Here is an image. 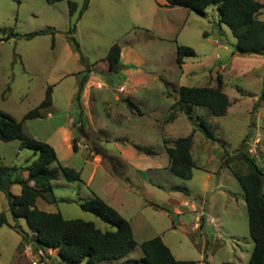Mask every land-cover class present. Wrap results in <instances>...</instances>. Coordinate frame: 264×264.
Instances as JSON below:
<instances>
[{"label": "rangeland", "instance_id": "1", "mask_svg": "<svg viewBox=\"0 0 264 264\" xmlns=\"http://www.w3.org/2000/svg\"><path fill=\"white\" fill-rule=\"evenodd\" d=\"M73 1L77 2L78 9L83 3V0ZM142 1L144 5L154 4V0H93L90 9L78 21V10L70 15L66 1L50 3L45 0H0V112L20 120L27 111L43 100L46 89L51 87V105L41 110V117L25 119L23 124L29 135L53 146L61 164L79 170L81 180L67 181L62 176L53 179L52 191L45 193L49 202L44 203V200L41 205L39 198V207L59 211L65 218L93 221L96 226L105 230L110 228L109 225L92 212L83 210L80 203L91 196L95 189L121 193L122 197H127V201L122 204L116 202V208L125 218L131 219V229L136 241V246L125 257L138 260L142 255L140 243L143 240L165 235L163 242L180 259L200 260L203 253L206 264H246L253 241L248 232L244 195L233 171L244 172L247 168L246 163L239 159L241 149H237V144L243 139L254 138L257 141L251 145L249 153L264 170V101L257 103L251 98V92H257L253 91L257 68H245L243 71L235 68L229 73V65L226 63L223 76H228L227 80L233 88L236 85L241 87L244 97L241 98L234 89L231 91L228 88L230 95L240 96V101H237L229 114L214 116L216 120L211 123L204 117L198 119L207 123L214 138L207 137L197 127L198 137L192 148V156L196 162L193 167L194 175L188 180L176 178L188 187L187 194L195 200L197 207L200 208L202 204L201 210L206 218L202 229L192 228L194 212L189 206L182 208L179 213L172 210L161 211L146 205L145 199L136 194L123 190L122 166L119 164L116 143H124V136H127L135 144L151 147L159 156L163 155L164 145L152 116L138 114L124 97L116 99L119 95L117 87L125 78L121 66L110 73H96L105 81V85L101 89L91 88L93 96L88 111L95 116L94 123L99 130L89 140H82L89 145L87 149L69 147L63 141L61 132L55 131L66 116L71 114L78 117L83 111L84 98L80 99L79 95L85 90L88 72H78L80 61L76 56H80V53L84 59L94 61L103 56L113 42L124 45L129 41L147 59L145 68L156 70L176 82L180 69L175 58L168 52V47H177L182 43L197 46L198 40L203 41L208 37L210 42L207 45L213 50L216 47L213 44L214 38L225 45L236 41L231 29L219 22L215 5L206 8V15L192 11L195 19L189 18L172 34L159 35L158 32L142 29L141 24H147V21L140 23L135 17V8ZM100 4L108 9V14L100 9ZM218 24L221 28H214ZM71 27H75L73 36L80 48V53L77 54L69 38L68 30ZM41 29L49 32L29 38L20 35ZM9 32L18 35L6 38ZM203 32L207 34L204 35ZM225 56L224 54L223 62L228 59ZM199 71L200 74L206 73L204 70ZM206 80L204 77L188 78L185 79V84H205L208 83ZM163 90L172 93L174 88L170 84ZM153 92L156 93L157 90ZM198 108L207 111L203 107ZM252 108L253 112L248 114V110L251 111ZM124 114H133L132 119L120 118ZM219 136L224 143H217ZM19 145L18 139H0V164L24 166L35 158L34 150L20 148ZM97 149L103 153L99 162L94 159ZM207 171H212L213 175L209 185L204 187L202 175ZM20 175L24 177L23 171ZM20 187L19 183H12L9 190L18 194ZM200 195L205 199L204 203H200ZM1 211L5 212L9 223L17 222L24 231L30 233L24 218L16 221L13 219L2 190ZM172 221L176 225L182 222L184 232L180 228L168 229ZM21 240L20 232L8 224L0 226V264H30L23 246L21 250L18 248ZM61 262L58 254L54 253L37 264Z\"/></svg>", "mask_w": 264, "mask_h": 264}, {"label": "trees", "instance_id": "2", "mask_svg": "<svg viewBox=\"0 0 264 264\" xmlns=\"http://www.w3.org/2000/svg\"><path fill=\"white\" fill-rule=\"evenodd\" d=\"M50 3L66 1L70 15L78 10L80 16L87 8L89 0H83L78 9L73 0H45ZM168 6H183L189 10L204 14L209 5H216L219 22L225 23L236 38L235 51L239 54L264 55V19L260 13L264 12V3L258 0H167ZM71 27L69 38L73 49L80 53L78 43ZM4 31V30H2ZM49 30L41 29L24 34L23 37H32L48 33ZM15 32L6 34L17 36ZM195 55L192 47L178 44L176 47L177 63H182L185 57ZM81 62L86 64L81 55ZM120 65V45L113 42L100 63L94 62L92 69L101 73L115 71ZM91 67L87 63L86 70ZM99 69V70H98ZM177 105L199 127L207 137L214 138L213 133L203 120L198 121L193 115V107L200 106L207 110L208 115L223 116L230 105L227 94L223 91L222 84L216 86H187L181 85L177 89ZM51 87L46 89L45 97L33 109L27 111L22 119L17 120L11 115L0 112V139L9 141L20 140V148L34 150L35 158L24 166L0 164V190L8 201V209L16 221L24 218L30 233L24 231L17 223L10 224L5 212H0V226L8 224L11 228L22 234L19 250L26 242H31L36 248L44 251L45 259L49 254L47 249L56 250L61 259V264H98L103 261H113L125 257L135 246L131 224L114 207L104 199L93 193L80 203L83 210L92 212L109 225V229L102 230L93 221L82 218H65L59 211L48 212L36 205L38 197H45L46 192L52 191L53 179L62 176L67 181L81 180L80 171L60 163L54 148L45 141L38 140L29 135L24 127V120L41 117V110L51 105ZM261 97L264 98L262 90ZM129 106L140 112L138 106L126 98ZM174 106V105H173ZM82 124L84 119L80 114L76 122ZM193 134L179 137L166 146L169 159V170L176 176L188 180L192 177L195 163L190 153ZM75 137L72 138V147L76 149ZM167 143L166 140H164ZM134 146L147 154L155 153L154 149L139 144ZM239 159L246 163L244 172L233 171L244 195L247 212L249 236L253 241L250 258L246 264H264V170L255 162L248 150L241 149ZM28 172L27 177L20 175L21 171ZM12 183L21 185L20 193L13 194L9 190ZM142 255L138 260L128 259L131 264H197L196 260L177 259L170 248L160 236L143 240L140 243ZM227 264H241L229 262Z\"/></svg>", "mask_w": 264, "mask_h": 264}, {"label": "crops", "instance_id": "3", "mask_svg": "<svg viewBox=\"0 0 264 264\" xmlns=\"http://www.w3.org/2000/svg\"><path fill=\"white\" fill-rule=\"evenodd\" d=\"M92 1L93 0H89L87 8L80 15L78 21L90 9ZM258 1L264 3V0ZM102 5L103 4H100V9L108 14V9H105ZM204 15H206V13H204ZM135 17L136 20L140 23L142 21H147V24H141L142 29L158 32L159 35H168L170 33L172 34L178 27H181L182 23V25H184L189 18L195 19L194 15H192L191 10L183 6H168L167 0H154L153 5L150 3L144 5L142 1V3L135 8ZM259 18L264 19V12L260 13ZM216 27L221 28L220 24L214 26V28ZM203 33L204 35L207 34V32ZM162 37L165 38V36ZM208 42H210L209 38L205 37L203 41L198 40L196 42L197 46L190 44L195 51V55L191 57H185L182 63H177L180 69V73L176 82H174L172 79L170 80L169 78L162 76L161 73L156 70L145 68L144 65L146 64L147 59L138 51L137 47L133 43L126 41V43L122 45L117 42L120 45L119 66H121L125 78L123 83H121L117 87V92L119 93V95L116 96V99H122V97H124L125 99L129 98L138 106L140 112L135 109L138 114L144 116H152L153 122L158 127L159 136L164 145L162 153L163 155L159 156L156 152L153 154H147L143 151L138 150L134 146L135 143L131 142V138H128L127 136H124V143H116L119 153V164L122 166L121 179L124 180L123 190L124 192L129 194H136L137 197L145 199L146 205L161 211L169 212L172 210L179 213L181 212L182 208L189 206L190 210L194 212V222L192 224V228L196 229H202L206 222L205 213L201 210L202 204L200 205V208L197 207L198 205L195 200L187 194L188 187L178 181L176 178L179 177L174 175L168 167L169 159L166 152V146L171 145L173 140L192 133L193 140L190 149V153L192 156L194 141L198 137L197 126L185 114V112L179 108V105H177L178 93L176 89L181 85H187L185 84V79L195 77H204L205 79H207L206 81H208V83L187 86H216L217 84L221 83L223 91L227 94L230 101L227 113L223 115L226 116L236 105L237 101H240V96L241 98L244 97V90L237 85L235 86V88H233V85H230L227 80L228 76L226 78L223 76V73L225 72V69L227 67V63V65H229V73L235 68L239 69V71H243V69L245 68L248 70L253 68L258 69L253 88V91L257 92H251V98L257 103H259L260 101H264V98L261 97L264 79V55L239 54L235 51L236 41L234 44L231 43L230 45L232 46H230L222 44L217 38H214L213 44L216 45V47H214L213 50L209 49V46L207 45ZM107 50L104 55L97 60L92 61L90 58H85L86 64L88 63L91 69L87 71L88 74L85 78L84 85L85 90L79 95L81 96L80 99L84 98V107L83 111L81 112L84 122L82 124L80 123V121L75 123L77 117H73L71 116V114H69L65 117L64 121L61 124L57 125L55 128L56 132H61L63 141L69 147H72L71 140L73 137H75L76 140L83 142L89 140L91 137H94V134L97 132L98 126L94 123V121H96L95 116L92 112L89 113L88 111V109L91 107V97L93 96L91 88L95 87L101 89L105 85V81L98 74H96L100 71H96L92 69V67L94 62L100 63L101 59L107 53ZM167 50L170 53L171 57H174L175 61L177 62L176 46L168 47ZM75 53L77 54L79 52L75 51ZM224 54L228 56L226 62L222 61V59L224 58ZM79 55L81 56L82 54L80 53ZM80 56H76V59L80 61L78 72L86 70V64L81 62ZM216 62L219 63L215 65ZM211 65L214 66L212 67ZM199 70H204L206 73L200 74ZM170 84L173 86L174 91L172 93L165 92L163 89ZM121 85L124 86L123 92L118 91V88ZM228 88L231 89V91L234 89V92H236L240 96L236 97L234 95H230L227 91ZM153 90H157L158 93H154ZM198 107L200 106L193 107V115L195 119L204 117L205 119L207 118V121L210 123L216 120L214 116L208 115L207 111L199 109ZM252 112L253 108L251 111L248 110L247 113L251 114ZM48 115L51 116V113H49ZM132 116L133 114H124L120 115V118L129 120L132 119ZM217 138V143H224L221 139V136ZM164 140H166L167 143H165ZM256 141L257 138L256 140L255 138L254 140L243 139L237 144V149H239V147L243 150L247 149L249 153L251 150V145ZM139 145L146 146L144 144ZM88 147L89 145L87 144L86 148H77L87 149ZM96 152L97 156L94 159L99 162L101 161V157H103V153L99 149H97ZM194 163L196 165L195 161ZM23 173L24 177H27L28 172L24 170ZM212 175V171H207L206 173H204V175H202L204 187H207L209 185ZM93 193L104 199L118 212L119 210L116 208V202L122 204L127 201V197H122L121 193L115 194L111 191L110 193H107V190L105 189L102 191L95 189V191L93 190ZM39 198L41 199V205H43L44 200V203L49 202L46 198L38 197L36 199L37 207H39ZM204 200L205 199H202V196L200 195V203H204ZM39 208L43 209L41 207ZM46 211L53 212L49 210ZM211 219L213 220V217H211ZM129 222L131 224V219L129 220ZM182 225H184L182 224V222H180L179 225H176L174 224V221H172V225L168 226V229L170 227L174 229L180 228L181 232H184L182 230ZM164 237L165 235L161 236L162 239ZM178 251L180 252V249H178ZM202 251L203 250L201 248V252ZM47 253L54 254L57 252L53 249H47ZM174 257L180 259L177 256ZM200 257V260H196L197 264H206L207 262L203 256V253H201ZM128 259L130 258L123 257L113 261H103L98 264H130L129 262H127Z\"/></svg>", "mask_w": 264, "mask_h": 264}, {"label": "built area", "instance_id": "4", "mask_svg": "<svg viewBox=\"0 0 264 264\" xmlns=\"http://www.w3.org/2000/svg\"><path fill=\"white\" fill-rule=\"evenodd\" d=\"M262 90L264 92V79H263ZM118 91L119 92H123L124 91V86L121 85L118 88ZM75 145H76V147H83V148L87 147L86 143L81 142L79 140L75 141ZM196 225H198V224H196ZM34 247L35 246L31 242H26L23 245L24 253L29 257L30 264H37L42 259V257L44 256V251L41 248H36L35 249Z\"/></svg>", "mask_w": 264, "mask_h": 264}]
</instances>
